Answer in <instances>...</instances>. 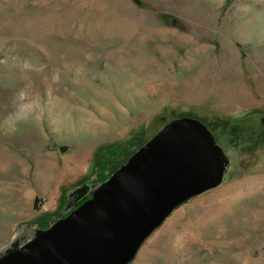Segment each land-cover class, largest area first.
<instances>
[{
  "label": "rangeland",
  "instance_id": "rangeland-1",
  "mask_svg": "<svg viewBox=\"0 0 264 264\" xmlns=\"http://www.w3.org/2000/svg\"><path fill=\"white\" fill-rule=\"evenodd\" d=\"M185 119L215 184L128 264H264V0H0V258L46 229L13 205L61 214Z\"/></svg>",
  "mask_w": 264,
  "mask_h": 264
},
{
  "label": "water",
  "instance_id": "water-1",
  "mask_svg": "<svg viewBox=\"0 0 264 264\" xmlns=\"http://www.w3.org/2000/svg\"><path fill=\"white\" fill-rule=\"evenodd\" d=\"M147 146L112 182L81 190L73 206L90 199L23 246L11 245L0 264H128L177 206L217 176L213 145L196 120H182Z\"/></svg>",
  "mask_w": 264,
  "mask_h": 264
},
{
  "label": "crops",
  "instance_id": "crops-1",
  "mask_svg": "<svg viewBox=\"0 0 264 264\" xmlns=\"http://www.w3.org/2000/svg\"><path fill=\"white\" fill-rule=\"evenodd\" d=\"M44 193V192H43ZM39 198V195H34L31 202H29L27 205H19V206H12L13 209L11 211V216L9 214L8 218L9 221L12 222L11 224V232L10 234H7L10 236H13L15 233H17L18 229L22 227V231H25L26 229L28 230L29 227H33L34 229L36 228H48L50 226V223L55 219L61 218L63 214L67 213L68 211L71 210L73 205L75 203L71 204L68 209H64L61 214H53L54 217L46 215L43 209L44 203L38 204L35 207V199ZM56 207V206H54ZM11 219V220H10ZM50 219V222L48 223L47 220ZM46 223V225H44ZM40 230V229H38Z\"/></svg>",
  "mask_w": 264,
  "mask_h": 264
},
{
  "label": "trees",
  "instance_id": "trees-1",
  "mask_svg": "<svg viewBox=\"0 0 264 264\" xmlns=\"http://www.w3.org/2000/svg\"><path fill=\"white\" fill-rule=\"evenodd\" d=\"M61 149H64V147H61ZM107 179V176L106 175H102L101 173L98 175V177L97 178H95L94 180H93V182L94 183H101V182H104L105 180ZM88 199H90V196H87L84 200H82L80 203H78L76 206H73L72 208H71V210L72 209H74V208H76V207H78L81 203H83L85 200H88ZM186 202V201H185ZM184 203V202H183ZM181 205V204H180ZM35 207H36V200H35ZM67 215V213H65V214H63L62 215V217H64V216H66Z\"/></svg>",
  "mask_w": 264,
  "mask_h": 264
}]
</instances>
